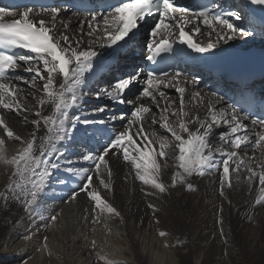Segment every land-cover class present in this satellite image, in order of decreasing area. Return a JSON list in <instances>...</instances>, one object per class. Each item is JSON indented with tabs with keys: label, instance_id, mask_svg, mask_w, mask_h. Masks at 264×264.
<instances>
[{
	"label": "snow or ice",
	"instance_id": "obj_1",
	"mask_svg": "<svg viewBox=\"0 0 264 264\" xmlns=\"http://www.w3.org/2000/svg\"><path fill=\"white\" fill-rule=\"evenodd\" d=\"M250 3L264 7V0H250ZM196 9L191 12L190 6L182 4L181 0H120L108 12L90 13L89 18L81 22V25L87 24V36L94 37L89 39L85 48L81 46L82 37L78 39L74 34H67L70 22L57 23V18L64 11L60 7L41 6L38 11L25 8L17 14L9 6H0V107L10 113L22 115L23 123L34 126L29 136L25 137L17 134L7 120L0 116V129L4 133V136H0V163L11 166L7 183L0 189L2 210L10 211V205L14 203L31 217L47 219L45 227L56 221V216L45 218L41 215L40 204L53 173L63 167L60 160L66 149L62 150L61 145L73 138L79 125L105 123L89 120L80 114L73 115L70 111L76 110L79 113L76 105L82 101L89 75L105 66L106 62L97 58L94 50L97 45L121 49L132 40L142 21L156 16L158 19L150 29L147 43V59L150 61H157L162 53L173 51V45L177 41L194 52L206 53L220 44H227L236 36L255 34L237 23L244 18L240 11L226 9L219 0L196 5ZM36 15H47L51 19L35 20L33 17ZM201 24L207 29V43L195 42L193 39L192 34H205ZM189 26L192 34L186 31ZM80 31L83 34V27ZM98 32L103 35H97ZM17 48L25 49L31 54L17 55L11 51ZM18 70L31 73V79L16 76ZM179 75L180 73H175L170 76L153 70L144 74L140 70L118 79L111 90L101 89L95 93L97 98L104 94L114 102H127L132 109L130 115L122 114L119 117L120 120H127V124L124 130H113L114 137L110 138L102 151L82 156V161L90 164V167L69 166L65 169L73 176L85 177L82 186H78V191L72 192L70 199L76 200L79 193H84L94 202V212L99 209L101 213L120 217L121 213L101 195L98 186L94 184L95 179L103 189L112 190V169L107 157L116 155L117 158L122 156L123 161L130 165L129 175L134 173L135 180L150 186L152 191H146V196L162 195L177 184L183 185L188 191H195V185L189 178L211 175L215 171L219 173V194L227 198L225 189L233 187L230 173H238L243 168L248 173L246 179L249 189H252L254 182L258 183L259 194L249 207L264 206V115L251 112L242 115L244 108L238 109L233 105L217 108L216 105L223 101V97H216L215 103L209 101L203 118L196 115L189 118V112L185 111L186 89L177 86ZM137 83H142V89L136 100H126V93H130ZM21 85L28 86L30 94L39 105V110L34 113L36 119L29 121L28 115H25L31 112V106L22 103L27 100L29 92ZM170 86L175 87L179 94L178 110L174 107V101L167 99V93L162 90ZM192 95L194 99L200 97L199 92ZM212 96L215 97L216 94L213 93ZM141 98L150 99L160 113L158 119L153 113L151 123H159L161 129L170 133L172 140L158 135L154 129L146 131L144 119L147 114L152 113V108L145 103H137ZM200 99L202 102L203 97ZM160 101L164 102V106H161ZM48 105H51V111L45 115L44 109ZM105 110L106 106H101L94 109V112L102 113ZM170 116L176 119L171 120ZM249 116L252 117V128L243 123ZM110 119L114 122L117 117L112 116ZM219 125H225L229 130L219 133V140L230 145L231 150L222 147L213 150L209 144L213 127ZM256 126H259L260 131H256ZM41 130H44V134L38 135ZM5 138L22 145L10 158L5 154ZM249 149L252 156H247ZM238 150L244 151L245 156H240ZM170 151L176 171L172 174L171 185H168L161 179L159 161H166ZM59 183L64 184L65 181L61 180ZM147 207L153 214L159 211L151 202ZM248 218L252 219L251 212L248 213ZM98 221L99 214L94 216V222ZM158 223L157 220L156 224ZM215 223L219 226L220 237L225 238L222 207L216 209ZM157 231L160 237L168 236L166 231ZM34 237L35 233L29 231V235L23 239L30 241ZM47 239L45 236V250L48 249ZM224 242L227 243L226 238ZM95 243L93 240L92 245L95 246ZM164 246L169 245L166 243ZM97 255L105 264H125L124 261L110 259L104 254Z\"/></svg>",
	"mask_w": 264,
	"mask_h": 264
},
{
	"label": "bare ground",
	"instance_id": "obj_2",
	"mask_svg": "<svg viewBox=\"0 0 264 264\" xmlns=\"http://www.w3.org/2000/svg\"><path fill=\"white\" fill-rule=\"evenodd\" d=\"M223 1H227L234 10L242 13L244 18L237 23L244 25L250 33L254 31L255 36H259L256 35L258 32L264 33L261 26L251 24L241 3L237 0ZM34 19L48 21L51 17L36 15ZM85 20L81 16L66 15L58 17L57 23L59 24L60 21L70 22V28H74L76 33H72L71 30L67 34H74L78 39L82 37L81 46L86 48L89 39H94V37L87 36L86 33L89 29L86 23L81 25V22ZM81 27H83V34L80 31ZM97 35L102 36L103 33L98 32ZM207 39L208 37L204 36L201 41L207 43ZM220 49L238 61L258 63L264 60V40H256L247 44L242 36H236L227 44H220L212 51ZM94 50L99 58L104 57L107 53L99 45ZM15 75L29 79L32 76L31 73L22 70H18ZM92 78L93 75H89L87 85L83 89L82 101L76 105L79 113L76 110L70 111L73 115L80 114L89 120L104 121L105 123L79 125V130L73 138L61 145L62 150L66 149L64 157L60 160L63 167L54 172L52 178L58 182L53 186H67L66 196L63 199L65 202H60L61 204L58 203L52 207L51 197H48L47 203L42 202L43 207L40 204L43 217H57L53 224L45 227L47 219L31 217L14 203L10 205V211L2 210L3 201H0V264H105L103 260L98 259L97 254H104L110 259L124 261L125 264H264V206L249 207L259 194L258 183L254 182L250 190L246 179L248 173L243 168L238 173H230L233 187L225 189L227 198L219 194V173L215 171L211 175L190 177L189 180L195 185V191H188L183 185L177 184L176 187H170V191L162 195L146 196V191H152L150 186L135 180L134 173L129 175L130 165L123 161L122 156L117 158L116 155H109L107 159L112 169V190L103 189L95 179L94 184L98 186L101 195L121 213V216L101 213L99 209L94 212V202L84 193H79L78 199L70 201L68 196L71 197L73 191H78V186H82V180L85 177L73 176L65 169L69 166L90 167V164L82 161V156L87 154V151L82 147L89 149V152L98 154L106 146V142H102L98 138L102 136L107 139L113 138L114 131L124 130L127 124V121L120 120L119 116L113 122L110 118L114 115H109L105 119L101 118L97 112L87 111V108L93 107L92 99L89 98H94L95 102L100 103L99 107L110 104L112 110H121L125 115H130L129 110L132 109V106L127 102L117 103L108 97H88L86 91L92 89L90 84ZM110 80L111 83H114V78ZM202 84L205 86L204 83ZM21 86L25 88L26 92H29L27 100L22 103L31 106V112L25 113V115H28L29 121L36 119L34 113L39 110V105L30 94L28 86ZM222 86L225 92H229L228 86ZM138 87L136 84L132 88V92L128 98L126 97V100H133L131 95H133V90ZM187 87H184L186 89L185 111L189 112V118L192 115L203 118L207 112L209 101L215 103L216 98L210 95L206 86L200 87L198 83L191 82L187 84ZM106 88L107 86H103L101 89ZM162 90L167 93V99L174 101V107L178 110L179 94L175 89L162 88ZM195 92H199L200 97H203L202 102L200 97L193 98L192 94ZM38 95L39 93H37ZM137 103H145L152 108V113L147 114L144 119L146 131L150 132L154 129L158 135L167 136L169 140H172L170 133L161 129L159 123L155 125L151 123L153 113L157 119L160 113L152 105L150 99L141 98ZM160 103L161 106H164L163 101ZM221 106L226 107L224 101L216 105L217 108ZM50 111L51 105H48L44 109V114L47 115ZM105 111L110 112L107 108ZM0 116L7 120L17 134L28 137L33 131L34 126L22 122V115L10 113L0 107ZM170 119L175 120L176 117L170 116ZM245 124L250 128L249 124ZM226 131L229 130L225 125L213 127L209 138V144L213 150L220 147L231 150L230 145L223 144L219 140V133ZM256 131L260 130L256 129ZM43 134L44 130L38 133V135ZM0 136H4L2 129H0ZM253 139H255L254 136ZM7 140L5 138V144L8 142ZM20 147H22L21 144ZM238 151L240 156H245L244 151ZM252 154L249 149L247 156H252ZM256 155L259 157L258 152ZM7 157L10 158V156ZM51 158L55 159L56 157ZM159 162L162 181L171 185L172 174L176 171L171 151L166 161ZM10 172L11 166L0 163V189L7 183ZM105 178H107L106 174ZM61 180L65 183L60 184ZM45 195L46 193L42 199ZM56 197L59 196L56 195ZM149 202L155 204L159 209L157 213L153 214L152 210L147 207ZM220 207L223 208V228L227 243L224 242L225 238L220 237L219 226L215 223L216 209ZM67 210L75 215V224L72 223L71 226L67 222L65 214ZM249 212L252 214V219L248 218ZM97 214H99V221L94 222V216ZM157 220L158 224H156ZM118 225L120 226L116 232L120 234L121 238L119 239L115 237L113 231ZM158 229L166 231L168 236L160 237ZM29 231L35 233V237L30 241H25L23 237L29 235ZM45 236L48 238L47 250L43 246ZM93 240L96 242L95 246L92 245ZM123 242L125 246H123ZM166 243L169 245L168 247L164 246Z\"/></svg>",
	"mask_w": 264,
	"mask_h": 264
},
{
	"label": "rangeland",
	"instance_id": "obj_3",
	"mask_svg": "<svg viewBox=\"0 0 264 264\" xmlns=\"http://www.w3.org/2000/svg\"><path fill=\"white\" fill-rule=\"evenodd\" d=\"M72 30V33H76V31H75V29L73 28V29H69V31H71ZM258 33H260V32H258ZM261 34H264V33H262L261 32ZM261 34L259 35V36H257V37H261ZM86 35V34H85ZM257 35V34H256ZM248 36H252V35H248ZM248 36H242V38H243V40L244 41H246L247 42V44H249V43H253L254 41H263V40H261V39H259V38H252V37H248ZM252 38V39H251ZM262 38V37H261ZM244 56H246V55H244ZM194 81V80H193ZM197 83H200V82H197ZM91 84V86H92V89H90V90H87L86 91V94L88 95V92H90V91H100L101 89H98V87L97 86H95L92 82L90 83ZM199 85V84H198ZM203 85V84H202ZM103 86L104 87H106L107 86V88L106 89H112V86H113V83H111V80H110V82L108 83V84H103ZM102 86V87H103ZM200 87H202L201 85H200ZM91 95H94V94H91ZM89 96V95H88ZM101 97V96H100ZM103 97H105V98H107V96L106 95H104L103 94ZM136 98H134L133 100H135ZM94 108H98V107H89V108H87L86 110L87 111H94L93 109ZM106 108L107 109H109V113H107V111H104V112H102V113H99L100 114V117L102 116V115H105V119L109 116V115H113V112H115L114 110H112V107H111V105L110 104H106ZM124 114V113H123ZM117 116H121V115H117ZM101 118H103V117H101ZM127 121V120H126ZM8 142L5 144V154H6V156H12V155H14L15 154V152L17 151V150H19L21 147H20V143H18L17 141H13V140H10V139H8L7 140ZM85 151L87 150V148L86 147H82ZM80 158H81V156H79ZM122 180H125L124 178H122ZM51 181L52 182H57V180L56 179H51ZM50 181V182H51ZM58 183V182H57ZM57 183H55V184H53V185H56ZM52 185V183L51 184H49V186H48V189H47V191H46V195H45V197L43 198V199H41V206L43 207V204H42V202H44V200H45V202L47 203L48 202V197H47V193H49V192H51L52 191V193L54 194V199H53V202L55 203V204H52V207H53V205H56V204H58V203H62V202H65V200H63L64 199V197L66 196V188L67 187H65V186H62L61 188H59V189H57V190H55V189H53L52 187H53V185H52V187H50ZM53 189V190H52ZM58 193V194H57ZM56 195L57 196H59V197H56ZM64 195V196H63ZM50 198V197H49ZM68 198L70 199V197L68 196ZM68 200V199H67ZM70 201H71V199H70ZM44 202V203H45ZM50 202H52V200H51V198H50ZM60 203V204H61ZM41 207V208H42ZM65 214H66V216H67V222H68V224L71 226L72 225V223L73 224H75V215L72 213V212H70L69 210H67L66 212H65ZM120 225H118L117 227H115L114 229H113V231H114V234H115V237L116 238H121L120 237V234L119 233H117L118 232V227H119ZM117 231V232H116ZM86 233H87V231H86ZM90 234H92L91 232H90ZM86 236V235H85ZM123 246H125V243L123 242ZM127 248V247H126Z\"/></svg>",
	"mask_w": 264,
	"mask_h": 264
}]
</instances>
